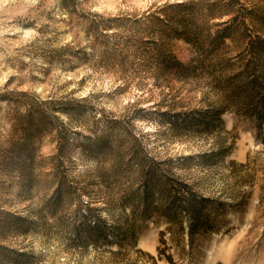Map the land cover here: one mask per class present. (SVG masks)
Listing matches in <instances>:
<instances>
[{"label": "rangeland", "instance_id": "rangeland-1", "mask_svg": "<svg viewBox=\"0 0 264 264\" xmlns=\"http://www.w3.org/2000/svg\"><path fill=\"white\" fill-rule=\"evenodd\" d=\"M0 264H264V0H0Z\"/></svg>", "mask_w": 264, "mask_h": 264}, {"label": "trees", "instance_id": "trees-1", "mask_svg": "<svg viewBox=\"0 0 264 264\" xmlns=\"http://www.w3.org/2000/svg\"><path fill=\"white\" fill-rule=\"evenodd\" d=\"M197 218V217H196ZM199 218V217H198ZM198 218L196 219V221L198 220Z\"/></svg>", "mask_w": 264, "mask_h": 264}]
</instances>
